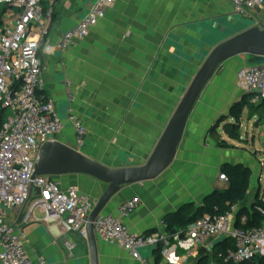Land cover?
<instances>
[{"label":"crops","instance_id":"0c3cea01","mask_svg":"<svg viewBox=\"0 0 264 264\" xmlns=\"http://www.w3.org/2000/svg\"><path fill=\"white\" fill-rule=\"evenodd\" d=\"M94 1L57 0L49 34L39 52L46 67L42 91L54 100L66 119L71 105L67 83L72 84L76 97L72 107L88 130L82 152L110 167L126 166V159L134 165L141 164L154 150L179 106L203 63L204 53L210 51L209 46H199L202 26L212 21L223 26L235 13L229 0H116L107 6L105 16L87 37L62 51L59 45L64 33L80 22ZM0 11L2 23L14 17L13 10L0 7ZM253 12L247 18L257 25ZM259 63L257 57L245 54L222 64L197 101L169 168L154 180L125 185L103 211L118 216L121 204L137 198L138 207L124 222L137 234L160 232L167 236L157 246L161 247V264H195L199 253L186 258L190 245L170 236L164 217L185 205H191L194 213L206 195L215 189L226 190L228 183L219 179L223 164L247 165L252 171L247 201L251 191L254 199L258 196L255 178L260 182L262 172L255 154L260 150L252 153L248 147L233 143L223 125L218 133L231 146L220 147L209 130L227 110L230 113L236 99L239 102L246 96L238 87L240 72ZM244 111L249 115L247 109ZM259 120L260 117L256 122ZM228 121L234 122L230 117ZM53 139L73 146L75 128L67 124ZM55 179L63 189L78 188L95 204L107 187L84 174ZM41 197L35 188L25 205L6 212L7 222L23 232L25 248L33 262L38 263L43 256L48 264H91L88 240L76 233L65 234L61 222H49L46 211L36 205ZM65 238L72 248L66 246ZM97 244L99 264H142L118 243L97 236ZM157 247L142 251L150 264H156Z\"/></svg>","mask_w":264,"mask_h":264},{"label":"built area","instance_id":"2783aa9c","mask_svg":"<svg viewBox=\"0 0 264 264\" xmlns=\"http://www.w3.org/2000/svg\"><path fill=\"white\" fill-rule=\"evenodd\" d=\"M75 2L78 0H67ZM116 0H95L80 22L66 31L59 48L66 51L87 37L93 27L106 14V8ZM236 15L249 17L258 9H264V0H229ZM57 0H0V7L13 10L14 17L7 18L0 26V260L3 264H48L41 256L38 263L28 254L24 234L6 220L8 209L25 205L35 188H40L42 197L36 205L46 211L49 222H61L65 234L76 233L88 240L89 216L95 201L76 187L63 189L58 180L47 175H35L39 151L49 140L59 134L67 124L76 131V147L82 149L88 130L77 115L72 103L76 101L72 84L67 83L69 105L63 119L53 99L42 91L43 73L46 67L39 52L49 34ZM239 89L251 95V102L259 104L264 99V65L245 67L238 76ZM219 179L228 183L226 174ZM137 198L125 201L118 209V216L100 213L94 221L97 236L109 243H118L142 264H150L140 253L141 249L159 246L167 240L163 233L149 235L134 233L125 224L138 207ZM255 212L263 221L260 225L247 226L249 216L243 214L237 224L238 208L212 216L204 214L188 225L184 237L186 258H194L201 249L211 250L215 240L230 236L234 247L221 253L227 262L235 264L264 257V205L257 204ZM66 246L73 244L64 239Z\"/></svg>","mask_w":264,"mask_h":264},{"label":"water","instance_id":"95a60500","mask_svg":"<svg viewBox=\"0 0 264 264\" xmlns=\"http://www.w3.org/2000/svg\"><path fill=\"white\" fill-rule=\"evenodd\" d=\"M227 21V23H223V29L210 32L213 40L205 45V47H210V51L204 53L201 67L186 89L179 106L145 162L134 165L126 159L124 161L126 166L110 167L58 139L49 140L39 151L35 175H47L55 178L68 174H84L107 185L89 216L88 242L91 264H99L97 235L94 231L96 217L103 213L108 203L125 185L154 180L169 168L177 156L189 117L204 88L219 67L228 60L245 54L257 57L260 61L259 65L262 64L264 27L257 26L255 22L240 18L236 14L229 16ZM243 22L246 23L243 24ZM229 26L233 28V31L225 36L224 32H227ZM201 40L203 41V38ZM201 45L204 47V43ZM37 190L41 192L40 188ZM229 238L231 237L224 236L217 240L212 249Z\"/></svg>","mask_w":264,"mask_h":264},{"label":"trees","instance_id":"16d2710c","mask_svg":"<svg viewBox=\"0 0 264 264\" xmlns=\"http://www.w3.org/2000/svg\"><path fill=\"white\" fill-rule=\"evenodd\" d=\"M3 13L0 11V26L2 25ZM264 108V104H253L251 102V95H246L243 99L235 103L229 113V116H221L220 119L212 125L209 130L211 137L216 141L220 147H230L231 145L218 133V129L222 126L224 133L228 138L236 141H242L241 126H242V114L245 109L248 110L250 117L260 114L261 109ZM5 111L0 115V123L3 122L5 117ZM264 115V114H263ZM260 116V119H262ZM233 117L234 122L228 121L229 117ZM257 123V122H256ZM221 171L226 174L229 179L228 188L226 190L215 189L212 193L206 195L203 203L198 207L196 212L193 213L191 205H185L178 212L170 213L164 217V223L170 233V236L175 239V236L179 234L180 237H184L189 224L204 214H210L212 216H218L225 214L233 208H239L237 211V224L241 225L239 219L243 214L249 216V222L247 226L260 225L263 221L262 216L255 212L254 207L257 204L264 205L263 201H260L259 193L251 207L247 206V198L251 184V169L243 163H225L221 167ZM234 243L231 238L224 240L216 248L207 250L201 249L198 259L195 264H235L233 262H227L221 257V253L225 252L229 248H233ZM156 264H161L163 259L161 253V247H157L156 250ZM238 264H264V257L257 256L252 260L244 261Z\"/></svg>","mask_w":264,"mask_h":264},{"label":"rangeland","instance_id":"374dc122","mask_svg":"<svg viewBox=\"0 0 264 264\" xmlns=\"http://www.w3.org/2000/svg\"><path fill=\"white\" fill-rule=\"evenodd\" d=\"M254 17L257 18V26L259 25L260 27H264V9L262 8H258L256 10H254L253 12ZM240 18H245L248 21L251 22H255L253 19L244 17L242 15H237ZM246 22H243V24ZM233 31V28L229 26L226 34H224L225 36H228L231 32ZM238 100V99H236ZM235 100V102L232 104L234 105L235 103H237V101ZM261 113L259 115L254 116L253 118H249V115H247V112L244 111L242 114V126H241V135H242V141H232L235 144L238 145H244L246 147L249 148V150L252 153H256V150H260V153L255 154V160L256 162H258V164L260 165V168H258V170H261L262 172V178L260 180V182L257 180V178H255L256 180V185H255V192H257L259 190V200L264 202V119L259 120L256 125L255 122L258 120V118L260 116H262L264 114V108L261 109ZM223 116L228 117L229 116V110H227L226 113L223 114ZM62 117V116H61ZM233 121L235 120L232 116L230 117ZM255 126V129H254ZM73 147H76V145L74 144ZM258 172H255V175L257 176ZM259 188V189H258ZM255 201L254 199V192H250L249 194V199L247 201L248 205H252V203ZM221 238H218L217 240H219ZM215 240V242L217 241ZM142 251L143 249L140 250V253L142 255ZM212 264H217L215 262H213Z\"/></svg>","mask_w":264,"mask_h":264},{"label":"flooded vegetation","instance_id":"af4514ba","mask_svg":"<svg viewBox=\"0 0 264 264\" xmlns=\"http://www.w3.org/2000/svg\"><path fill=\"white\" fill-rule=\"evenodd\" d=\"M202 28H203V30H202L203 41L200 42L199 46H201V44L204 43V48H205V45H208V43L212 42V40H213V37L210 35V32H213L216 29L221 30V29H223V26H220L219 22H217V21H212L209 24L202 26ZM224 34H226V32H224Z\"/></svg>","mask_w":264,"mask_h":264}]
</instances>
